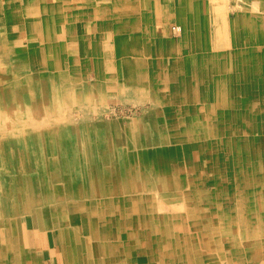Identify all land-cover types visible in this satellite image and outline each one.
<instances>
[{
	"label": "bare ground",
	"instance_id": "1",
	"mask_svg": "<svg viewBox=\"0 0 264 264\" xmlns=\"http://www.w3.org/2000/svg\"><path fill=\"white\" fill-rule=\"evenodd\" d=\"M184 1L171 16L183 42L206 28ZM68 2L0 0V264H54L58 255L62 264H190L205 255L197 242L209 264L239 244L263 255L264 220L246 213L255 212L251 194L264 198V55L241 40L264 31V1L247 0L238 18L219 7L210 30L206 19L212 52L207 34L178 51L167 35L135 33L148 19L115 22L125 33L112 36L108 60L110 6L89 4L91 21L80 5L66 14ZM77 31L92 58L72 50ZM121 102L151 105L113 119ZM222 157L235 190L217 173ZM223 197L237 199L236 211Z\"/></svg>",
	"mask_w": 264,
	"mask_h": 264
},
{
	"label": "crops",
	"instance_id": "2",
	"mask_svg": "<svg viewBox=\"0 0 264 264\" xmlns=\"http://www.w3.org/2000/svg\"><path fill=\"white\" fill-rule=\"evenodd\" d=\"M193 5H194V19H195V23H199L200 21H202V26L204 24H206V28L205 27H201V28H197L196 29V33H193V36L191 35V32H188L186 35L187 37L190 39V41H184L179 39L178 37L175 39L174 37L169 36L168 41L170 44H174L176 46H174V49L176 50H180V48L185 49L188 48L189 46L192 45V42H194L195 36L196 39L195 40H199V38L205 37V35L207 34L209 39L207 41V50L208 52H212L215 51L217 49L216 46H214L215 44L213 43L211 37L213 36V32L208 31L207 29V23H206V19H210L213 23H210V26H208L209 30L211 28H213V24H214V20H216V14L218 13L219 7L222 9V7L228 8L229 10L226 11L227 15L230 18H238V12H244L243 9L241 8V5L246 4L247 0H235V2H231V0H190ZM264 1V0H263ZM120 3H126V4H130L124 11L122 12H117L114 13L113 11L117 10L116 5L120 4ZM89 4H92L93 6L95 4H106L110 6V12L108 13L109 16L102 17V19H107L108 21H112L113 24L115 25L113 29H108L106 32L104 33L105 37H108L109 31H112V36H119V33L124 34L125 32H121L119 31L120 28L119 25H116V23H118V21H120L121 24H123L124 26V22H129L132 27L138 25V20L142 21V20H147L149 21L148 26H147V32H144L143 30H140V32H135L137 34H142L145 33V35L151 37V38H156L157 40L165 37L167 34L165 33V29H164V25H163V9H162V4H169L173 11L175 12L176 8H177V13H180L181 11L179 10V8L183 7L185 4L184 0H69V2L65 5V13L66 14H71L72 12H75V10L73 9H68V5H80L81 9L80 12L81 13H88V15H90L89 19H91V21H93V15L92 12L95 10L94 8H91L89 6ZM224 9V10H225ZM223 11V10H222ZM262 13H264V8L261 10ZM231 13V15H230ZM112 15V16H111ZM228 16L224 17L227 18ZM261 17H263V15H260ZM260 19V18H259ZM261 20V19H260ZM124 21V22H123ZM116 22V23H115ZM262 26V25H261ZM117 28V29H116ZM90 29V28H89ZM129 33H127V35H134L135 33L131 30H128ZM235 32H239L240 34L237 33V37H242L244 33V28L240 27L239 29H237V31L235 30ZM89 33L92 34H99V31H95L93 28L91 30H89ZM134 33V34H133ZM74 34L77 35V38H75V40H73L71 43L74 42H78L79 43V48L78 50L81 52L82 57H89L92 58L93 56V48L91 45V42L89 39L86 38L84 32L79 33L78 31L75 32ZM126 35V34H125ZM212 35V36H211ZM193 37V38H192ZM174 40V42L172 41ZM176 40V42H175ZM205 40V38H204ZM203 40V41H204ZM114 43V42H113ZM185 43V44H184ZM187 43V44H186ZM191 43V44H189ZM117 44V43H116ZM189 44V46L187 47V45ZM241 44L243 46H249L251 45L253 48H255V51L257 52V54L260 55H264V31L261 30L260 32H258L257 37H254L252 41H249L247 43H245V40H241ZM118 46V45H117ZM115 69V68H114ZM108 71L109 68H108ZM112 71V70H111ZM55 259V260H54ZM58 257H54L53 258V263L57 260L58 261ZM135 262L141 264L143 263L141 258L136 257ZM60 264L61 263V259H59ZM144 261V260H143Z\"/></svg>",
	"mask_w": 264,
	"mask_h": 264
},
{
	"label": "rangeland",
	"instance_id": "3",
	"mask_svg": "<svg viewBox=\"0 0 264 264\" xmlns=\"http://www.w3.org/2000/svg\"><path fill=\"white\" fill-rule=\"evenodd\" d=\"M231 2L233 4V2H235V0H231ZM162 9H163V12H162L163 15L162 16H163V19H164L163 20V25H164L165 33L167 34V36H171V37L177 36L175 34V31H176V23L172 21V17H171L172 16V11H173L172 7L169 4H162ZM230 15H231V13H230ZM108 34H109V36H108L107 40L105 41L106 42L105 48H106V50L109 51V52L106 51V53H107L106 56H105L106 60H108V58L111 57L110 54H112V51H113V46H112V43H111V41H112V31H109ZM19 42H21L22 45H24L23 43L25 42V40L22 39V40H19ZM70 45H71L72 50L74 49V51L77 48H79V46H78L79 43L77 41L74 42V43H71ZM108 68H109V70L111 69V67H108ZM220 76H221L220 74H217V77H220ZM210 87L211 88H209V91L212 92L214 86H211L210 85ZM150 105H151L150 102L145 103V105L134 104L132 102H121V103H118V104L112 103L111 104V108H110V109H112L111 110V113H110V116L114 119V118L119 117V116H121V117L132 116L135 113L141 114L142 111H143V108L145 106L148 107ZM113 109H114V111H113ZM193 153H194V150L192 152V155H190V153H187L186 156L188 158H190V160H191V159H193V157H196V154H193ZM204 153L205 154H202L203 160H205L206 157H209V154L207 152H204ZM187 157H184L186 159H182L181 161L182 162H185L186 160H188ZM223 158L224 157H222L221 159H218V164L217 165L215 164V166H217V173L220 170L222 173L220 172L218 174H220V176L224 175L223 177L226 178L225 183H228V185L230 186V188H229L228 185H227V188L228 189H231V190H233V189L235 190L236 189V187H235L236 186V182L234 181V173L236 171L233 170L232 167L231 168L230 167L229 168L227 167V169L225 170V167L222 166V165L226 164L225 161H224L225 159H223ZM232 158H233V156H231V163L234 160L235 161H240L238 158L236 159V156L233 159ZM219 164H221V165H219ZM254 165H256L255 162H253V164H249L246 167L247 172H250L251 173L253 170L254 171H257L254 168L255 167ZM220 166L222 168H224V169L221 170V167ZM238 169H241L242 170V167L240 166V168H238ZM240 177H241V180H243V177L242 176H240ZM231 185H233V187H231ZM262 200H264V198H262V197L261 198H258V194H253V195L251 194L249 204H250V206H251L252 209L255 208V209H253V210H255V212L253 213V212H249L248 211V213H246L247 214L246 217H250L251 218L253 215H255V217L258 220H262V219L264 220V210L262 211L261 209H256L258 207V203L262 202ZM237 202H238L237 199H235L234 197L231 198V199H229L227 197H223V201H222V203H223V205L225 207L232 208L234 211H236L235 210V207L237 206ZM224 211H225L224 209L219 210L218 211V217L216 216V213L213 214L214 215V222L215 221L218 222V221H220V219H222V218L225 217ZM209 213H210V211H209ZM205 214L208 215V213H205ZM201 215H203L202 212L200 213V216ZM256 218H254L252 221L257 220ZM263 227H264V225H263ZM216 230L218 231L216 233V235H220V236H222L223 234L224 235L225 234L228 235L232 231V230H230L228 228H224L222 232H219L220 231L219 228H217ZM191 231H193V230H191ZM193 244H194L195 247L197 245L198 248L201 250V252H204L205 255H202V256L199 257L198 255H196L198 253L193 254V256H195V255L196 256L194 257V260L190 264H201L202 263V260H204L203 261V264H209L208 257L211 256V255L208 253L207 247L204 246V245L198 244V242L197 243H193ZM243 247L246 248L245 249V252H241V250H240V248H243ZM223 252H225V253L226 252L231 253V257L230 258H227V257L226 258H224V257H215L214 258L215 259V262L218 261V264H242L243 262L245 264H264V252H262L263 255H260V254L256 255L255 253L254 254L253 253L252 254H249L250 253L249 252V248L246 247L245 245L242 246V244H239V246H237V245L236 246H231V247L228 246L227 249H226V251H223ZM58 256H59V259H61V256L60 255H58ZM238 258H241L242 261L241 260H237ZM59 259H58V261L56 260L54 262V264H60ZM142 262H143V260H142ZM159 263L161 264V262H159ZM141 264H143V263H141Z\"/></svg>",
	"mask_w": 264,
	"mask_h": 264
}]
</instances>
